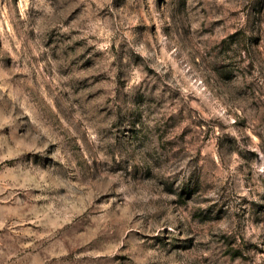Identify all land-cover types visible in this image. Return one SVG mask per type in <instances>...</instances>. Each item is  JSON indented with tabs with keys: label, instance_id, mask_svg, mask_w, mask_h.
I'll list each match as a JSON object with an SVG mask.
<instances>
[{
	"label": "rangeland",
	"instance_id": "1",
	"mask_svg": "<svg viewBox=\"0 0 264 264\" xmlns=\"http://www.w3.org/2000/svg\"><path fill=\"white\" fill-rule=\"evenodd\" d=\"M0 264H264V0H0Z\"/></svg>",
	"mask_w": 264,
	"mask_h": 264
}]
</instances>
